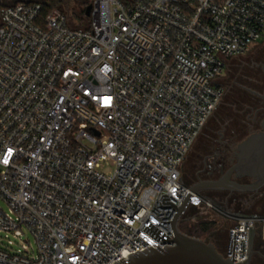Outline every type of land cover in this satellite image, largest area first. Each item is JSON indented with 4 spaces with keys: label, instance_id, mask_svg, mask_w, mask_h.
<instances>
[{
    "label": "built area",
    "instance_id": "built-area-1",
    "mask_svg": "<svg viewBox=\"0 0 264 264\" xmlns=\"http://www.w3.org/2000/svg\"><path fill=\"white\" fill-rule=\"evenodd\" d=\"M88 5L85 24L41 1L0 6V264H114L172 244L143 229L173 238L176 207L159 201L181 204L227 65L264 38V0ZM194 207L216 208L194 191L180 220ZM258 221L237 219L226 257L236 231L234 261L248 258Z\"/></svg>",
    "mask_w": 264,
    "mask_h": 264
},
{
    "label": "flooded vegetation",
    "instance_id": "flooded-vegetation-1",
    "mask_svg": "<svg viewBox=\"0 0 264 264\" xmlns=\"http://www.w3.org/2000/svg\"><path fill=\"white\" fill-rule=\"evenodd\" d=\"M223 79L221 130L217 131L216 138L212 136L211 144L198 145V148L192 146L191 154H188L182 165V172L185 173L183 180L189 185L201 186L197 191L211 200L215 207L223 210L226 216L259 219L255 226L254 253L250 264H264V236L261 233L264 221V183L257 185L260 180L258 175L238 176L237 171L231 172L239 162L256 159L255 162L260 164V152L257 149L264 142V38L248 54L233 58L227 65ZM252 137L258 139L251 142ZM226 177H229L228 181L244 187L233 189L228 182L223 189L203 187L207 182ZM212 235L224 238L221 234ZM217 247L225 255V248L222 250V247Z\"/></svg>",
    "mask_w": 264,
    "mask_h": 264
},
{
    "label": "water",
    "instance_id": "water-1",
    "mask_svg": "<svg viewBox=\"0 0 264 264\" xmlns=\"http://www.w3.org/2000/svg\"><path fill=\"white\" fill-rule=\"evenodd\" d=\"M86 2V0H77ZM91 5H88L85 9V14H90ZM258 137H252L251 142H255ZM260 152V164H257L256 159L247 160L246 163L239 162L232 169L237 171L238 176L249 174L251 176L258 175L259 182L257 185L264 183V142L259 145L257 149ZM229 177L207 182L203 187L213 189H223L226 182L232 186L233 189H241L244 186L236 182L228 181ZM249 188V187H247ZM201 189L199 185H191V188L186 193L181 204L178 206L172 201L167 194H163L160 199V206L162 207H176V213L172 220L163 221L171 222L173 238L169 239L168 235L162 230L156 227L154 224L149 222L143 229L161 244L163 241H169L172 244L165 245L163 248L157 246L156 248L150 246L141 251L136 250L128 254L126 259L121 258L115 261L114 264H250L253 250V241L255 237V228L251 229L250 232V247L249 256L245 261L235 262L234 261V250H235V238L236 231H234V243H233V254L232 259L226 257L217 245L212 241H207L199 237L191 236L183 232L180 228V216L184 211L191 195L194 191Z\"/></svg>",
    "mask_w": 264,
    "mask_h": 264
},
{
    "label": "rangeland",
    "instance_id": "rangeland-1",
    "mask_svg": "<svg viewBox=\"0 0 264 264\" xmlns=\"http://www.w3.org/2000/svg\"><path fill=\"white\" fill-rule=\"evenodd\" d=\"M23 1H25V0H23ZM27 1H41L44 4H47L49 0H27ZM17 2H20V1H17ZM12 3H16V2H14L12 0H0V6L12 4ZM84 5H85V3L81 2V1L57 0L56 4L51 8V10L52 11L53 10H60L62 12L69 14V15H75V21L77 23L85 24L89 21V17L84 15V13L82 12ZM262 40H263V38L261 40H259L251 48V50L249 52H251L257 44L261 43ZM231 60H233V59H231ZM220 81L223 84L225 79L222 78ZM222 114H223V108L220 105L218 107V109L215 111L213 117L210 119L209 123H207L206 126L201 131L199 137L197 138L195 144L193 145L194 147L198 148V145H203V144L209 145V144H211L212 136L215 138L218 136L217 131L220 132V130H221L219 126H220V120H222ZM214 126H216L215 130H214ZM212 129H213V131H212ZM199 148H200V146H199ZM190 154H191V151L189 152V155ZM183 174H185V173L183 172ZM185 180L187 181L188 179H185ZM222 212H223V210H221L217 206H216V208H209V209H204L202 207L201 208H196V207L191 208L187 212L185 217L182 219V221L180 222V227L183 226L186 229H189L192 227L193 230L199 229L200 226L205 228L207 230V232H204L202 234V239L208 241L209 239L212 238L213 241H215V244L219 247H222L221 249L223 250L225 248L226 244L229 242V230L236 223V221L239 217H236L234 215L226 216L224 214V212L223 213ZM212 233L221 234L224 238L215 237L212 235ZM25 240L26 241H28V240L32 241L31 237H29V236L27 238H25Z\"/></svg>",
    "mask_w": 264,
    "mask_h": 264
},
{
    "label": "trees",
    "instance_id": "trees-1",
    "mask_svg": "<svg viewBox=\"0 0 264 264\" xmlns=\"http://www.w3.org/2000/svg\"><path fill=\"white\" fill-rule=\"evenodd\" d=\"M56 2H57V0H49L48 3L45 4V11L44 12H46V13L49 12L51 10V8L56 4ZM82 12H83V10H82ZM180 228L183 232H185L191 236H195V237H199V238H202V234L204 232H207V230L201 226L199 227V229H195V230H193L192 227L189 229H186L185 227L181 226ZM208 241H212V240L209 239ZM213 242L215 243V241H213Z\"/></svg>",
    "mask_w": 264,
    "mask_h": 264
},
{
    "label": "snow or ice",
    "instance_id": "snow-or-ice-1",
    "mask_svg": "<svg viewBox=\"0 0 264 264\" xmlns=\"http://www.w3.org/2000/svg\"><path fill=\"white\" fill-rule=\"evenodd\" d=\"M105 104H107L108 102H109V98H105ZM5 162H7V161H5Z\"/></svg>",
    "mask_w": 264,
    "mask_h": 264
}]
</instances>
